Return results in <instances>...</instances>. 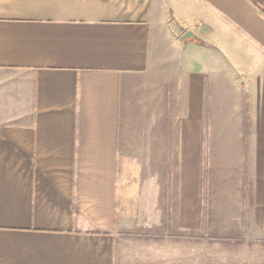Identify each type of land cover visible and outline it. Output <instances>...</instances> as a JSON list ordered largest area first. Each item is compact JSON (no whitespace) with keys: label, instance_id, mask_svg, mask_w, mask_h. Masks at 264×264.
I'll use <instances>...</instances> for the list:
<instances>
[{"label":"crops","instance_id":"0c3cea01","mask_svg":"<svg viewBox=\"0 0 264 264\" xmlns=\"http://www.w3.org/2000/svg\"><path fill=\"white\" fill-rule=\"evenodd\" d=\"M132 230L264 264V0H0V264H127Z\"/></svg>","mask_w":264,"mask_h":264},{"label":"rangeland","instance_id":"374dc122","mask_svg":"<svg viewBox=\"0 0 264 264\" xmlns=\"http://www.w3.org/2000/svg\"><path fill=\"white\" fill-rule=\"evenodd\" d=\"M221 180V175L214 177V182L209 181L207 174L204 177V196L213 198L216 203V218L217 221L226 219V227H228L232 222L234 226L235 219L230 220L231 223H227L228 215L236 213L238 210V202L236 197L231 196V191L228 194L225 189H223ZM207 183L213 186L215 190V196L211 192V187H207ZM228 189V188H226ZM210 193V195H209ZM225 198L228 201H225ZM205 199L204 210H208L209 202ZM208 205V206H206ZM222 224V223H221ZM224 227V226H223ZM142 234H147L150 236H160V232H139L132 230L131 233H119L117 244L124 256L126 258L127 264H179V259L181 261L188 262L189 260V247L191 245L197 246V261L198 264H221L228 262H237V248L240 246L236 244L237 239L230 240L231 242H221L212 238H209L208 234L199 233L197 239L192 238L191 243L189 239L181 238H144L140 237ZM152 238V239H151ZM236 240V241H235Z\"/></svg>","mask_w":264,"mask_h":264},{"label":"water","instance_id":"95a60500","mask_svg":"<svg viewBox=\"0 0 264 264\" xmlns=\"http://www.w3.org/2000/svg\"><path fill=\"white\" fill-rule=\"evenodd\" d=\"M197 38L193 35V33L189 30H186L183 32V34L180 36L179 40L182 42L188 41V40H196ZM200 43L203 44L204 42L200 40Z\"/></svg>","mask_w":264,"mask_h":264},{"label":"trees","instance_id":"16d2710c","mask_svg":"<svg viewBox=\"0 0 264 264\" xmlns=\"http://www.w3.org/2000/svg\"><path fill=\"white\" fill-rule=\"evenodd\" d=\"M195 41L200 43V40H199V39H196ZM141 231H145V230H141ZM161 231H163V230H161ZM142 235H143V236H142ZM142 235H141V237H145V238L150 237V235H147V234H142ZM152 237H154V236H152ZM155 238H158V236L155 237Z\"/></svg>","mask_w":264,"mask_h":264}]
</instances>
